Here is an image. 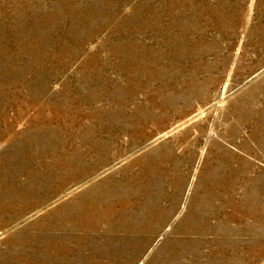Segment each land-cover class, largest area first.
Returning <instances> with one entry per match:
<instances>
[{"label":"rangeland","instance_id":"rangeland-1","mask_svg":"<svg viewBox=\"0 0 264 264\" xmlns=\"http://www.w3.org/2000/svg\"><path fill=\"white\" fill-rule=\"evenodd\" d=\"M0 264H264V0H0Z\"/></svg>","mask_w":264,"mask_h":264}]
</instances>
